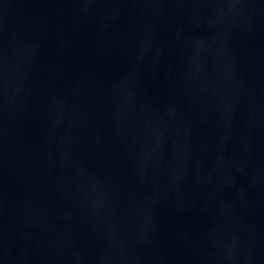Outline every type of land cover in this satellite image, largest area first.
Listing matches in <instances>:
<instances>
[{"label": "water", "instance_id": "obj_1", "mask_svg": "<svg viewBox=\"0 0 264 264\" xmlns=\"http://www.w3.org/2000/svg\"><path fill=\"white\" fill-rule=\"evenodd\" d=\"M0 264H264V0H0Z\"/></svg>", "mask_w": 264, "mask_h": 264}]
</instances>
